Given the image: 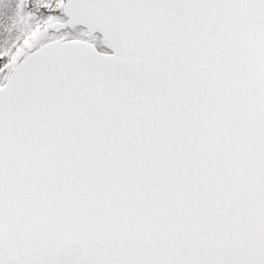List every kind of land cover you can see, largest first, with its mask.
<instances>
[{"label":"snow or ice","instance_id":"6c2138e0","mask_svg":"<svg viewBox=\"0 0 264 264\" xmlns=\"http://www.w3.org/2000/svg\"><path fill=\"white\" fill-rule=\"evenodd\" d=\"M0 264H264V0H0Z\"/></svg>","mask_w":264,"mask_h":264}]
</instances>
